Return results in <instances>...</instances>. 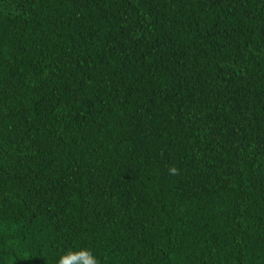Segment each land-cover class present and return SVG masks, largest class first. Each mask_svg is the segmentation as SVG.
<instances>
[{
	"label": "trees",
	"instance_id": "1",
	"mask_svg": "<svg viewBox=\"0 0 264 264\" xmlns=\"http://www.w3.org/2000/svg\"><path fill=\"white\" fill-rule=\"evenodd\" d=\"M264 264V0H0V264Z\"/></svg>",
	"mask_w": 264,
	"mask_h": 264
},
{
	"label": "clouds",
	"instance_id": "2",
	"mask_svg": "<svg viewBox=\"0 0 264 264\" xmlns=\"http://www.w3.org/2000/svg\"><path fill=\"white\" fill-rule=\"evenodd\" d=\"M60 264H64V261H63V259L61 260Z\"/></svg>",
	"mask_w": 264,
	"mask_h": 264
}]
</instances>
